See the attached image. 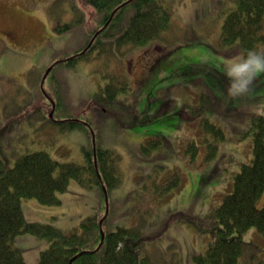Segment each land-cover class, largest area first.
Returning a JSON list of instances; mask_svg holds the SVG:
<instances>
[{
    "label": "rangeland",
    "instance_id": "rangeland-1",
    "mask_svg": "<svg viewBox=\"0 0 264 264\" xmlns=\"http://www.w3.org/2000/svg\"><path fill=\"white\" fill-rule=\"evenodd\" d=\"M232 1L162 0L172 20L158 38L139 47L125 46L120 58L106 54L71 67L57 66L41 87L54 59L82 48L95 26V9L86 0H0L4 167L36 150L61 163L84 165L89 160L87 151L92 154L93 146L83 131H64L62 123L47 122L50 97L59 102L56 122L71 117L90 121L97 146L107 152L105 165L117 170L107 195L94 181L71 179L67 191L58 194L59 203L22 199L27 222L50 223L69 233L87 218L109 212L104 230H138L137 253L148 264H192V256L205 252L211 237L198 225H211L212 213L232 190L241 164L251 161L252 137L239 135L253 115L264 116V73L254 77L245 93L233 96L227 91L226 67L240 52H226L219 32ZM58 23L72 28L55 34ZM119 83L127 84V90L107 91L108 84ZM201 118L217 123L226 135L211 161H204ZM191 141L201 147L193 162L185 152ZM99 172L106 185L101 168ZM173 174L179 175L180 185L157 194ZM258 203L263 204L261 199ZM244 240L255 255L246 252L239 264H264V237L251 229ZM14 244L34 264L50 239L21 235Z\"/></svg>",
    "mask_w": 264,
    "mask_h": 264
},
{
    "label": "trees",
    "instance_id": "trees-1",
    "mask_svg": "<svg viewBox=\"0 0 264 264\" xmlns=\"http://www.w3.org/2000/svg\"><path fill=\"white\" fill-rule=\"evenodd\" d=\"M127 1L129 2L126 5L112 14L116 7ZM86 2L95 9V26L80 50L64 53L56 58L58 66L71 67L82 60L96 59L106 54L108 57L109 54L114 57L123 56L125 52L122 49L125 46L139 47L151 42L169 28L172 20V13L162 0ZM232 2V9L221 23L220 45L226 52L238 50L241 53L244 49L264 51V0ZM71 28L70 24L58 23L54 26V31L55 34H60ZM106 88L108 92L109 88H113L117 93L126 91L127 84L119 83L115 87L108 84ZM51 108L52 104L49 103L48 112H51ZM59 108V102L56 101L52 118L45 117L47 122L62 123L61 130L64 131L81 130L91 139L89 129L77 118L56 122L55 111ZM198 121L205 134L204 161H211L216 157L219 142L226 135L217 123L207 118ZM210 135L211 138L208 137ZM244 135L252 137V159L241 164L234 176L232 190L223 197L212 213L211 225H198L202 233L210 235L211 242L205 252L192 256V264H239L240 258L246 252H251L252 257L255 255L254 247L245 242L244 234L255 229L264 237V116L253 115L247 129L241 131L239 138ZM4 149V143L0 139V264H29L23 251L14 244L21 235L50 239L49 247L40 253L34 264H148V259L137 253L141 244V233L138 230L124 227H117L111 232L104 230L109 212L106 217L103 213L87 218L78 229L69 233L59 231L50 223L27 222L23 216L22 199H36L44 204L59 203L58 194L67 191L71 179H76L81 184L94 181L101 188L93 153L87 151L89 160L84 165H79L73 161L61 163L45 150H36L24 154L11 167L5 168L1 160ZM200 151L201 147L196 141L189 142L185 148L191 162L195 161ZM95 155L97 167L99 171L100 168L103 170L109 191L115 186L111 174L116 175L117 170L105 165L106 151L97 148ZM108 176L111 182L108 181ZM180 182L178 174L171 175L158 187L157 194H167L178 187ZM260 199L262 205L258 203ZM101 229L104 232L102 244Z\"/></svg>",
    "mask_w": 264,
    "mask_h": 264
},
{
    "label": "clouds",
    "instance_id": "clouds-1",
    "mask_svg": "<svg viewBox=\"0 0 264 264\" xmlns=\"http://www.w3.org/2000/svg\"><path fill=\"white\" fill-rule=\"evenodd\" d=\"M258 73H264V51L244 49L226 67L230 79L228 93L235 96L247 92Z\"/></svg>",
    "mask_w": 264,
    "mask_h": 264
},
{
    "label": "water",
    "instance_id": "water-1",
    "mask_svg": "<svg viewBox=\"0 0 264 264\" xmlns=\"http://www.w3.org/2000/svg\"><path fill=\"white\" fill-rule=\"evenodd\" d=\"M49 71H50L49 69L46 71V75L48 74ZM103 189L105 190V187H104V186H103ZM106 205H107V199H106ZM106 213H107V208H106ZM101 223H102V220L100 221V224H101ZM101 235H102V237H101V242H103L104 233H103L102 230H101Z\"/></svg>",
    "mask_w": 264,
    "mask_h": 264
}]
</instances>
